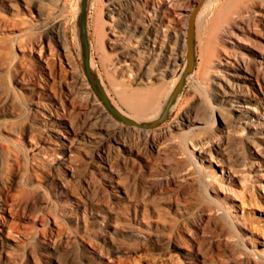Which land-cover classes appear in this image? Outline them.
I'll return each mask as SVG.
<instances>
[{
	"label": "rangeland",
	"instance_id": "rangeland-1",
	"mask_svg": "<svg viewBox=\"0 0 264 264\" xmlns=\"http://www.w3.org/2000/svg\"><path fill=\"white\" fill-rule=\"evenodd\" d=\"M35 1L45 10L0 0V264H264V144L251 127L264 121V94L257 80L248 85L245 102L261 114L236 122L237 103L221 92L234 78L203 57L211 31L232 29L237 34L225 33L222 46L231 57L244 53L248 68L257 67L246 47H264V0H204L208 7L193 31V54H199L201 36L204 42L201 74L200 59L188 65L193 54L184 40L201 0H137L135 18L123 25L127 50H144L146 59L153 54L156 68L166 50L178 51L180 60L172 75L138 84L125 65H116L124 57L109 48L105 34L100 89L81 49L87 6L95 42V11L108 32L109 0ZM160 14L168 15L169 36L159 27L145 48L151 32L144 27L160 24ZM57 28L68 34L73 68L54 41H43ZM147 87L165 91L155 120L132 118L123 103L121 111L110 107L108 91L118 101L115 90ZM200 101L207 122L191 130L184 113L194 115ZM65 123L81 132L85 147L71 145ZM233 123L236 138L229 136ZM95 131L100 142L90 141ZM186 132L188 145L180 139ZM215 136L231 155L225 179L207 153H190L192 142Z\"/></svg>",
	"mask_w": 264,
	"mask_h": 264
},
{
	"label": "bare ground",
	"instance_id": "bare-ground-1",
	"mask_svg": "<svg viewBox=\"0 0 264 264\" xmlns=\"http://www.w3.org/2000/svg\"><path fill=\"white\" fill-rule=\"evenodd\" d=\"M23 1H24V4L26 6L36 7L40 11H42L43 9L45 10L46 6L44 7L42 4H39L38 1H35V0H23ZM60 2H62V5H63V0H60ZM137 3H138L137 0H109L108 15L110 17V21L108 23V28H109L108 32H106L105 25L101 24L99 21L101 11L99 9H97L95 11L96 14L98 15V16L96 15L97 16V20L95 23L96 27L94 28V31L96 34L95 42L91 38V35H93V34H91V31H90L91 25H90V21H89L91 8H90V4L88 3L89 6H87V8L85 10V18H86L85 19L86 22L84 24L85 35L83 37V41L81 40L82 41V49L81 50H83L82 53L84 56V61L86 62V67H87L86 70H88L90 72L92 78L94 79L95 86L99 89H100L99 82H101V81H99L100 77H101V67L106 66L105 65L106 63H105V60L103 57L101 58V60H98L99 59L98 58V56H99L98 52L104 48L103 47V41L105 38L104 37L105 34H107V35L110 34V36L107 38V40L109 42V48L115 52L120 51L124 57V59L117 61L116 65H119V66L125 65L124 67H127L126 69L129 70L130 75H134V81L138 84H143L146 86L148 84L154 83L156 80H160V79L165 78L168 75H172L173 74L172 67L174 65H176L177 62L180 60V56L178 55V51L166 50L165 55H164V59H163L164 64H161V66L156 68L153 65V62L156 59L153 54L152 55L150 54L149 58L146 59L144 50L136 49V48H134V49L131 48L130 51L127 50L128 48L125 47V45H124V43H125L124 41H127V40H125L126 34L123 30V25H125L126 23L128 24V22L131 21V19L135 18V15H136L135 13L137 12L136 11ZM208 3L209 2H205V5H203L202 9L200 10V12L197 15L196 20H197V23H199V24L201 23L202 16L208 7ZM138 4H140V3H138ZM10 5L14 6L15 1H12L10 3ZM60 6H58V7H60ZM148 6L151 7V4H149ZM148 11H149V9H148ZM160 15H158V17ZM167 16L168 15L166 14L165 16L161 15L159 17V20H161L160 24L153 22L149 25L147 24L148 26L146 25V27H144L145 29H148L151 32L150 34H148L144 38V47L145 48H149V46H151L152 43L155 42V37H154L153 33L158 32L159 27L163 28L166 26L163 19ZM170 18L171 17H169V19ZM167 19H168V17H167ZM235 23L238 24V22L236 20H235ZM164 30H165L164 35L169 36V34L167 33L168 28L165 27ZM235 32L236 31H233L232 29L231 30L227 29L226 31H223L222 29H219V28H216L215 31L214 30L211 31L208 39L205 42L206 51H205V53H203V57L205 56L206 59L208 58L212 61H215L216 65H219L222 67L224 66V68H226V70H228L230 75L234 78L233 81L231 80V82L226 81L228 84V88L221 89L222 90L221 92H222V97L224 98L225 101L237 103L236 110L238 111V113L235 115V117H236L235 121L241 123L242 121H247V120L252 121L255 118H259L258 115L261 114L260 112L256 111L255 107L252 106L250 104V102H245V101H247V97L250 96V89L247 86L250 85L251 83L255 82V80H257V82L260 83L259 88L262 91V93L264 94V86L261 83L262 80L264 79V71L261 68V66H262L261 63L264 62V49H263L264 47H261L258 43H254V47L256 46L257 48H260L263 51L257 50V49L255 50L254 47H253L254 49L246 47V50H248L250 52L251 56L253 58H255L254 59L255 62L257 61L259 63V65L255 68H248L246 65L247 60H245L244 53L238 57L237 56L231 57L228 55V50L226 48L224 49V47L222 46L221 41L225 39V33H230V34L235 35V34H237ZM199 33L201 34L200 30H199ZM200 34L199 35L197 34V36H200ZM186 35H188L187 32H185V38H184L185 41H187ZM201 37L199 40L200 41L199 54L195 52L193 54L192 58L190 57L189 58L190 60L188 61L189 62L188 65H191L190 67H193V65L196 63V61L198 59H200V66L197 64L199 66V70H198L199 74H201V57H202L201 56V52H202L201 42H202V44L204 43L203 41H201ZM206 37H207V35H206ZM47 39H49L50 41H54L56 43V46L58 47V51L60 52V54L58 53V55L64 57L66 64L69 67L73 68L74 61L76 62V57L74 56L72 46L70 45L71 42L69 41L67 32L65 31L63 33L60 28L54 29L52 34H49V35L46 34L44 36L43 41L46 42ZM259 42H261V41H259ZM213 43H215L216 45ZM208 46H210L209 50H208ZM220 47L223 49L220 50ZM194 51H195V48H194ZM77 53H79V52H77ZM223 54H225L226 56H224ZM230 54H232V53H230ZM81 55H79V56H81ZM105 55H103V56H105ZM109 57L110 56H108L107 58H109ZM250 59H251V57H250ZM251 60H253V59H251ZM82 63H83V61H82ZM111 66H113V65H111ZM237 69L244 71V73H240V71H238ZM185 74L188 75V71H186ZM85 79H86V77H85ZM101 80H103V79H101ZM29 84H30L29 85L30 89H35V83L31 82ZM86 84H87V82H86ZM87 86H88V84H87ZM119 86H120V84H119ZM120 87H122V85ZM199 91L201 93V87H200ZM108 92L109 93L107 94V97L109 100L110 107H112L113 110L116 111V110L120 109L119 111H121L122 110L121 103H123L134 114V116L132 118L137 117L138 119H146V121H148L147 119H150V118H154V117L156 118L158 116V114H160V99L162 97H165V96H163L165 94V91H163L162 89H158V88L157 89H155V88L149 89L148 87L147 88H135V89H131V90H129L128 88H123L122 90L120 89V91L115 90L116 94L119 97L118 101L115 99V97L110 98L111 92L110 91H108ZM197 105H198V107H197V109H195L194 115L191 113L192 112L191 110H187L184 113V117H183V119L186 121L185 124H187V126L190 127L191 130H194L197 127H201L203 124H206L205 121L207 122L205 117L202 116L203 112H205V109L201 108L202 107L201 101ZM98 106L100 107L102 112H105L107 109V108L105 109V107L102 106L101 103L100 104L98 103ZM192 108H194V107H192ZM123 112H125V111H123ZM148 115H151V116L148 117ZM129 118H131V117L129 116ZM155 118H154V120H155ZM65 124H66V128H67V132L69 134L68 140L71 143V145H74V147L78 148V149L81 147H85L86 142L84 140H82L83 138L81 136L82 135L81 132L78 131V129L75 128V126H73V124H69V123H65ZM174 124L177 125L179 123H178V121H176ZM182 124H184V123H182ZM208 124H209V121H208ZM234 124L235 123L228 125V127L230 128L229 136L232 134V137L236 138L240 135L238 132H236L234 130L235 129ZM251 127L253 129H255L252 132L253 135L256 136V138H258L259 141L264 144V121L259 123V125H257V126L253 125ZM189 134H190L189 132H186L180 137L182 143H184L185 145L189 144V140H188ZM89 138H90L91 142H100L102 139V136L99 132L95 131V132H92L91 134L89 133ZM201 140L199 142H192L193 150H190V153L192 155H196V153H195L196 149L200 152L207 153L208 159H210V161H212L214 163V165L221 168V171H222L221 177L225 179L226 176L223 173H225L227 167H230V168L232 167V165L229 166V164L225 163V159H229L231 157L229 148L227 146H225L224 142H221L220 140L217 141L216 136H215V138L212 137V138H208V139H205L202 141ZM213 152H217L218 154L222 155L223 157H227V158H224V159L218 158L215 155H213ZM100 157L102 160L105 159L104 156H100ZM202 158L204 159V157H202ZM106 164H108V163L106 162ZM109 166L111 167L110 164H109ZM109 169H111V168H109ZM212 173H215L214 169H213ZM217 174H219V172L216 171V175ZM208 175L211 176V174H208Z\"/></svg>",
	"mask_w": 264,
	"mask_h": 264
},
{
	"label": "water",
	"instance_id": "water-1",
	"mask_svg": "<svg viewBox=\"0 0 264 264\" xmlns=\"http://www.w3.org/2000/svg\"><path fill=\"white\" fill-rule=\"evenodd\" d=\"M204 4V0H201L193 9V11L190 14V20L188 25V47H189V53L193 54V31L195 26L196 17L201 9V7ZM181 88V86L178 87V90Z\"/></svg>",
	"mask_w": 264,
	"mask_h": 264
}]
</instances>
